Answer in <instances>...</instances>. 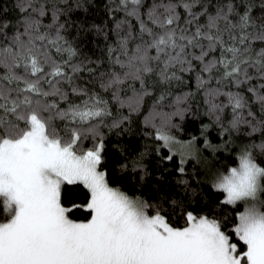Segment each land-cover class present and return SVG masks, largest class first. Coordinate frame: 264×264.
I'll return each instance as SVG.
<instances>
[{"label":"snow or ice","instance_id":"obj_1","mask_svg":"<svg viewBox=\"0 0 264 264\" xmlns=\"http://www.w3.org/2000/svg\"><path fill=\"white\" fill-rule=\"evenodd\" d=\"M0 264H264V0H0Z\"/></svg>","mask_w":264,"mask_h":264},{"label":"trees","instance_id":"obj_2","mask_svg":"<svg viewBox=\"0 0 264 264\" xmlns=\"http://www.w3.org/2000/svg\"><path fill=\"white\" fill-rule=\"evenodd\" d=\"M204 120H206L207 118L204 117ZM198 128V124L193 125L191 120H189L188 122V126L186 127V130L184 133H178L179 135H181L182 138H187V133L188 132H195L196 129ZM210 133V137L216 141L217 140V133L215 132L214 129H210L209 130ZM113 140L115 138H112ZM125 144H128L130 147V150L132 152L138 151L139 148L142 145L143 142V137L138 133L134 131V134L132 136H129L127 133L124 135V137L122 138ZM221 159H225L227 161V163L232 164L233 166H235L238 161L234 159V155L233 154H221ZM156 164H155V160L154 159H150L149 160V168L150 169H155ZM153 183V178L152 177H148L145 180V189L151 185ZM122 187L125 188V190H128L131 192V190L135 187V184L132 180V175L131 173H127L125 174V181L122 183ZM238 208L240 207L239 205L237 206Z\"/></svg>","mask_w":264,"mask_h":264}]
</instances>
